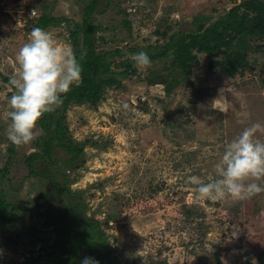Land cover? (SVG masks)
<instances>
[{
  "label": "rangeland",
  "instance_id": "rangeland-1",
  "mask_svg": "<svg viewBox=\"0 0 264 264\" xmlns=\"http://www.w3.org/2000/svg\"><path fill=\"white\" fill-rule=\"evenodd\" d=\"M239 2L99 0L93 14L102 26L98 49L160 46L167 41L162 34L194 29V16H209L211 23ZM43 11L62 18L45 30L71 44L70 31L82 21L81 0H0V168H8L2 188L16 202L13 221L0 220V264H57L72 244L81 264L85 247L59 234L69 203L78 205L84 221H99L109 258L118 264H262L264 191L246 199H201L188 177L215 178L224 146L246 127L260 124L255 136L264 140V40L261 51L249 52L251 66L233 78L207 67L222 53L200 54L193 85L170 67L171 57L140 67L129 53L136 74L123 78L122 87L107 88L97 106L70 104L64 113L67 135L83 148L79 159L66 165L69 156L55 147L52 164L46 158L34 163L37 172L47 170L44 176H28L24 157L38 150L33 142L43 132L37 125L30 143L11 144L8 98L17 52ZM166 74L167 81L175 78L169 90L157 82Z\"/></svg>",
  "mask_w": 264,
  "mask_h": 264
},
{
  "label": "trees",
  "instance_id": "trees-1",
  "mask_svg": "<svg viewBox=\"0 0 264 264\" xmlns=\"http://www.w3.org/2000/svg\"><path fill=\"white\" fill-rule=\"evenodd\" d=\"M81 1L83 3L81 24L71 30L69 36L73 49L80 57L82 78L79 84L73 85L68 93L62 94L60 106L52 112L45 113L38 120L37 125L43 134L35 138L33 142L38 150L24 157L28 176H44L47 170L42 169L37 172L34 169V163L37 159L46 158V161L52 164L54 162L52 161V151L55 147H60L69 156L65 161L66 165H72L79 159L83 148L67 135L66 127L62 122L64 113L70 104L87 103L97 106L104 98L107 88L122 87L121 80L123 78L136 74V68L127 57L129 53L144 51L148 54L150 61L169 56L172 60L170 67H173L175 73L177 71L182 73L183 79L189 85H193L190 76L193 69L199 65L200 54L212 57L222 53L219 58L210 59L207 67L209 70L219 68L233 78L251 66L248 59L249 52H257L262 49L260 42L264 40V0H240L238 5L211 23H208L209 16L203 14L194 16L192 19L194 29L177 31L168 36L162 34L166 35L167 41L160 46L148 45L146 49L128 46L115 47L109 51L98 49L97 41L103 37L98 38L96 33L102 29V26L94 24L93 14L96 13L99 0ZM105 1L109 3L112 0ZM48 5L49 2H43L44 8H47ZM60 22H62V18L43 11L38 14L34 27L46 29L50 25H57ZM123 25L128 32L131 30L128 20L124 19ZM79 37H81L80 44ZM112 66L122 70L115 72L112 70ZM175 73L174 75H176ZM168 75L157 80V82L165 84L166 90L171 89L172 81L175 80L171 74L170 80L167 81ZM8 150L10 153L14 152L11 147ZM7 173L6 166L0 168V220L4 224L13 221L15 214L10 209L16 204L14 200H8V194L2 188V180ZM57 190H60L58 186ZM65 192L70 197L68 188H65ZM66 211L65 222L60 225L59 234L73 242L76 240L78 246L83 245L87 256L94 257L99 261V264H118L109 258V245L99 221L85 217L84 221L82 218L84 214L79 212L77 204L69 203ZM69 247L68 258L57 261V264H67L68 262L78 264L77 258L72 254L75 244Z\"/></svg>",
  "mask_w": 264,
  "mask_h": 264
},
{
  "label": "clouds",
  "instance_id": "clouds-1",
  "mask_svg": "<svg viewBox=\"0 0 264 264\" xmlns=\"http://www.w3.org/2000/svg\"><path fill=\"white\" fill-rule=\"evenodd\" d=\"M16 59L17 72L10 82L14 91L8 98L7 139L20 146L35 138L38 120L60 106L62 94L79 84L82 64L70 43L58 41L41 27L31 30ZM132 59L140 67L151 63L144 51L132 54ZM258 129H261L258 123L246 127L224 146L214 164L215 178L204 182L196 175L188 177L201 199H246L264 191V184L257 183L264 181V140L255 136ZM81 264H99V261L86 256Z\"/></svg>",
  "mask_w": 264,
  "mask_h": 264
}]
</instances>
